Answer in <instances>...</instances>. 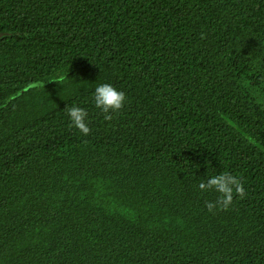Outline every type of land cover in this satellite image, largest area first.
Instances as JSON below:
<instances>
[{"label": "trees", "instance_id": "16d2710c", "mask_svg": "<svg viewBox=\"0 0 264 264\" xmlns=\"http://www.w3.org/2000/svg\"><path fill=\"white\" fill-rule=\"evenodd\" d=\"M0 32V264H264V0H0Z\"/></svg>", "mask_w": 264, "mask_h": 264}, {"label": "water", "instance_id": "95a60500", "mask_svg": "<svg viewBox=\"0 0 264 264\" xmlns=\"http://www.w3.org/2000/svg\"><path fill=\"white\" fill-rule=\"evenodd\" d=\"M8 36H10V34L0 32V39H2V38H4V37H8ZM42 85H43V84L37 83V84L31 85V86L29 87V89L37 88V87H40V86H42ZM26 90H27V89H26ZM26 90H24V91H26ZM21 93H23V92H20V94H21Z\"/></svg>", "mask_w": 264, "mask_h": 264}]
</instances>
